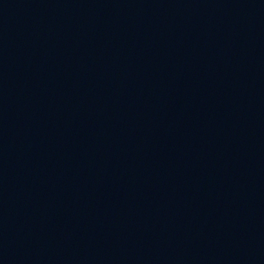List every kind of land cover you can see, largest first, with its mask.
<instances>
[{
	"label": "water",
	"instance_id": "95a60500",
	"mask_svg": "<svg viewBox=\"0 0 264 264\" xmlns=\"http://www.w3.org/2000/svg\"><path fill=\"white\" fill-rule=\"evenodd\" d=\"M0 264H264V0H0Z\"/></svg>",
	"mask_w": 264,
	"mask_h": 264
}]
</instances>
